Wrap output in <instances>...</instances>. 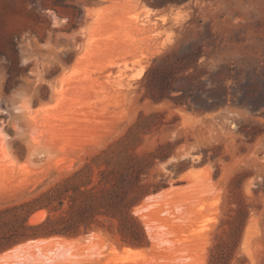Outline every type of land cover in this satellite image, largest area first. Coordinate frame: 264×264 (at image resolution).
<instances>
[{
    "label": "rangeland",
    "instance_id": "374dc122",
    "mask_svg": "<svg viewBox=\"0 0 264 264\" xmlns=\"http://www.w3.org/2000/svg\"><path fill=\"white\" fill-rule=\"evenodd\" d=\"M140 114L131 149L168 154L132 209L146 244L99 227L0 264H208L241 204L229 264H264V0H0V207L115 148Z\"/></svg>",
    "mask_w": 264,
    "mask_h": 264
},
{
    "label": "trees",
    "instance_id": "16d2710c",
    "mask_svg": "<svg viewBox=\"0 0 264 264\" xmlns=\"http://www.w3.org/2000/svg\"><path fill=\"white\" fill-rule=\"evenodd\" d=\"M193 65L189 62L186 68ZM152 116L140 114L126 135L115 143V148L95 153L81 166L26 200L1 206L0 253L27 240L78 236L99 227L118 234L128 245L144 246L145 234L132 209L156 191L145 178L155 161L166 159L168 154L157 153L158 148L156 152L138 155L131 148L142 131L151 126ZM238 131L249 137V141L258 135L243 126ZM123 143L126 145L121 147ZM41 211L44 212L42 219L29 222L33 214ZM246 214L245 205H239L229 232L232 244L222 242L214 246L208 264H229Z\"/></svg>",
    "mask_w": 264,
    "mask_h": 264
},
{
    "label": "bare ground",
    "instance_id": "6f19581e",
    "mask_svg": "<svg viewBox=\"0 0 264 264\" xmlns=\"http://www.w3.org/2000/svg\"><path fill=\"white\" fill-rule=\"evenodd\" d=\"M151 198V197H150ZM44 213V212H43ZM42 213V211L41 212H38V213H35V214H33L31 217H30V219H29V222H37V220L39 219V217H43L44 216V214ZM37 217H38V219H37ZM37 219V220H36ZM55 238V237H54ZM38 241V240H37ZM31 242V241H30ZM42 242V241H41ZM43 242H46V241H43ZM30 245V244H29ZM20 247H22V246H20ZM17 249V248H16ZM20 249V248H19ZM24 249V248H23ZM15 250V249H14ZM13 250V251H14ZM18 250V249H17ZM7 252H8V250H7ZM10 252V251H9ZM16 252V251H15ZM14 253V252H13ZM133 253V252H132ZM1 256L2 255H0V258H1ZM4 256V255H3ZM2 256V257H3ZM4 258V257H3ZM2 258V259H3Z\"/></svg>",
    "mask_w": 264,
    "mask_h": 264
}]
</instances>
